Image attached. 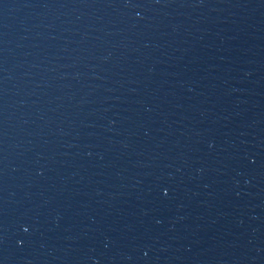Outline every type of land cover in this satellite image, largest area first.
I'll return each mask as SVG.
<instances>
[{"label":"water","instance_id":"95a60500","mask_svg":"<svg viewBox=\"0 0 264 264\" xmlns=\"http://www.w3.org/2000/svg\"><path fill=\"white\" fill-rule=\"evenodd\" d=\"M0 264H264V0H0Z\"/></svg>","mask_w":264,"mask_h":264}]
</instances>
